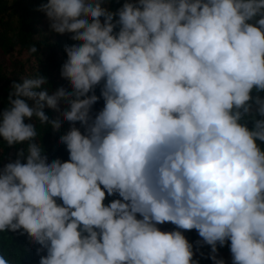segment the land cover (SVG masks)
I'll return each mask as SVG.
<instances>
[{
    "label": "clouds",
    "instance_id": "obj_1",
    "mask_svg": "<svg viewBox=\"0 0 264 264\" xmlns=\"http://www.w3.org/2000/svg\"><path fill=\"white\" fill-rule=\"evenodd\" d=\"M112 3L37 9L79 43L60 71L71 90L11 85L0 138L27 148L0 168V233L27 234L39 264H199L205 245L215 264L226 245L232 264H264V0ZM46 107L70 125L67 161L25 122L60 130Z\"/></svg>",
    "mask_w": 264,
    "mask_h": 264
},
{
    "label": "trees",
    "instance_id": "obj_2",
    "mask_svg": "<svg viewBox=\"0 0 264 264\" xmlns=\"http://www.w3.org/2000/svg\"><path fill=\"white\" fill-rule=\"evenodd\" d=\"M47 0H0V112L8 107V97L11 92L13 82H22L21 77L36 76L38 74L48 79V85L37 91L49 90L51 95L59 87L70 89L69 82L64 80L61 75V66L67 59L65 47L74 43L70 39L71 34H57L50 30V22L43 12L38 11L42 3ZM123 0L119 3L113 0L111 9L116 10L121 6ZM37 48L36 53H32L30 49ZM99 88L97 95H99ZM255 94V93H254ZM264 96V93L261 94ZM31 104V102L29 101ZM61 110L66 105H60ZM103 108V100L101 99L95 106L94 112H98ZM46 114L50 119H59L62 122L60 130L56 131L51 126H40L35 118L32 121L25 120L26 123H34L39 132V139L45 149V153L49 157V161L60 159L67 161L69 153L65 147L59 144V138L70 129V125L63 122L60 112L46 107ZM77 127H80L77 123ZM83 132V129L81 128ZM262 146H264V142ZM20 148H27L26 144L8 147L0 138V168L10 160L17 158V152ZM118 197H108L105 204L112 199ZM58 203H62L58 201ZM162 231L177 230L170 223L158 225ZM185 237L190 243L194 244L200 239L195 230L185 231ZM230 245V241L228 242ZM40 246L35 244L30 237L20 235L11 231L0 233V254L6 259L13 261V264H39L40 256L37 255V248ZM204 255H200V253ZM211 252L210 246H203L196 252L195 259L199 260V264H215L208 257ZM46 250L41 255H46ZM218 258H223L225 264H232V257L229 246L219 247Z\"/></svg>",
    "mask_w": 264,
    "mask_h": 264
}]
</instances>
